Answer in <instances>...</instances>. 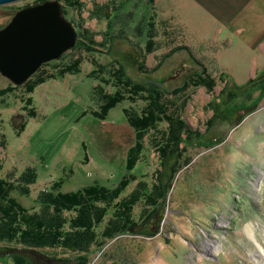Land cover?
Listing matches in <instances>:
<instances>
[{"label":"rangeland","instance_id":"rangeland-1","mask_svg":"<svg viewBox=\"0 0 264 264\" xmlns=\"http://www.w3.org/2000/svg\"><path fill=\"white\" fill-rule=\"evenodd\" d=\"M46 1L60 3L77 43L42 63L31 77L39 72L49 78L32 92L0 72V90L18 86L9 97L0 96V177L20 184V174L34 167L30 195L18 196L31 208L61 179V189L73 191L96 183L114 188L127 175L121 199L140 181L158 182L163 166L153 139L162 140L170 129L166 118L146 130L132 170L127 162L135 134L124 109L141 113L151 94L118 104L105 120L95 114L100 88L116 89L106 80L114 68H123L133 80L161 90L168 113L184 117L193 133L184 132L181 161L167 164V170H178L165 177L169 188L157 206H149L152 217L90 247L86 264H260L246 226L253 224L264 245V45L240 40L237 22L231 28L233 5L216 13L205 0H17L0 4V30L18 11ZM262 9L255 22L264 26ZM70 64L74 73H62ZM208 78L212 90L198 85ZM145 206V200L137 204L134 220L142 222ZM113 211L98 227L100 234ZM42 252L82 255L67 247ZM12 263L7 252L0 254V264Z\"/></svg>","mask_w":264,"mask_h":264},{"label":"trees","instance_id":"trees-1","mask_svg":"<svg viewBox=\"0 0 264 264\" xmlns=\"http://www.w3.org/2000/svg\"><path fill=\"white\" fill-rule=\"evenodd\" d=\"M103 68L101 66L98 69V74L104 72ZM73 70H75L74 65H65L61 68L62 73H74ZM36 75V78L31 77L22 85L26 87V91L32 92L37 84L46 82V79L49 78L39 72ZM210 78L203 79L200 81L202 83L199 82L198 85L207 86L212 90L214 81ZM106 81L110 85L113 83L112 87L114 86L116 89L111 88V91L108 92L104 88H100V95L98 94L96 98L100 108L95 111L99 119L105 120L109 112L122 102H136L138 98L151 99L152 97L141 113L136 110L124 109L135 134L134 146L128 151V169L132 170L140 159L141 152L145 148L146 130L152 126L156 127L164 118L169 123L170 129L167 132L164 131L165 137L163 136L162 140L156 142L153 139L154 143L158 145L163 166L158 182L150 186L148 182L140 181L129 196L121 199L122 192L130 180L127 175L114 188L96 183L73 191H63L61 188L65 180L61 179L55 181L48 190L40 195L39 207L31 208L25 206L18 196L30 195V185L37 178L35 168L27 167L20 174V184L0 177V243L11 244L0 245V254L7 252V255L12 258V264H86V252L90 247L95 244L100 246L106 239H111L136 225H143V221L149 213L151 215L149 214L146 220L150 219L152 213L148 211L149 206L156 204V200L163 197L165 189L169 188L165 177H170L172 172H176L178 168L172 166L170 170H167V164L171 162L172 165V162L181 161L182 150L180 148L184 132L193 133L190 124L179 114L168 113V106L161 99L163 94L159 93L161 90H153L152 84L150 88L148 84L133 80L123 68H114ZM17 87L14 84L0 90V96H3L4 99L5 96L9 97ZM154 92L158 94V98L153 96ZM235 93H231L230 98L236 97ZM221 97L222 95H219V98ZM29 99L30 97L27 100ZM227 99L231 100L229 97ZM228 100L225 104L228 103ZM35 113L36 111L32 110V114ZM217 141L212 143L216 144ZM205 143L208 142L205 140ZM4 144L5 141L0 142V146ZM141 200H145L147 206L143 208L142 222H138L134 220V211ZM111 207L114 208V211L110 223L107 228L102 229L100 234L98 227L101 226L104 217L109 214ZM157 210L155 208V211ZM45 247H67L80 251L82 255L77 256V259L58 258L42 252Z\"/></svg>","mask_w":264,"mask_h":264},{"label":"water","instance_id":"water-1","mask_svg":"<svg viewBox=\"0 0 264 264\" xmlns=\"http://www.w3.org/2000/svg\"><path fill=\"white\" fill-rule=\"evenodd\" d=\"M76 43V29L58 1L23 8L0 30V71L17 84L25 83L42 63L59 58Z\"/></svg>","mask_w":264,"mask_h":264},{"label":"crops","instance_id":"crops-1","mask_svg":"<svg viewBox=\"0 0 264 264\" xmlns=\"http://www.w3.org/2000/svg\"><path fill=\"white\" fill-rule=\"evenodd\" d=\"M229 1L231 2L234 1V3L230 4L228 3ZM263 1L264 0H205V3L211 12H216V13L222 10L221 8L225 9L227 6L233 5V9L234 8L235 9L232 10L230 13H233L235 11L233 16L236 17V20L235 21L232 20L233 26H231V28L235 29L236 26H238V28H241L240 40L244 41L245 45H248L246 42L250 43L252 40H255L254 42L252 41V44H254L256 43V41L259 42V39H260V42H259L260 45H264V26H261L260 23L255 22V18L258 17V14L260 12H263V9H262L264 8ZM250 2L253 3V6L250 9H246L247 5L250 4ZM209 10H207V12H209ZM235 22H237L236 26H235ZM250 23L255 29H260V30L257 33H254L251 30ZM248 30H250V32L252 33H248L247 32Z\"/></svg>","mask_w":264,"mask_h":264},{"label":"bare ground","instance_id":"bare-ground-1","mask_svg":"<svg viewBox=\"0 0 264 264\" xmlns=\"http://www.w3.org/2000/svg\"><path fill=\"white\" fill-rule=\"evenodd\" d=\"M118 57V56H117ZM120 58V57H119ZM130 66V65H129ZM130 68V67H129ZM1 72V71H0ZM246 230L247 232L250 234V236H253L254 233V226L253 224H247L246 226ZM255 234V233H254ZM255 240L261 245L264 246L256 237V235L254 236ZM256 260L260 263V264H264V255H261L260 252L258 250H256V252L253 253Z\"/></svg>","mask_w":264,"mask_h":264},{"label":"clouds","instance_id":"clouds-1","mask_svg":"<svg viewBox=\"0 0 264 264\" xmlns=\"http://www.w3.org/2000/svg\"><path fill=\"white\" fill-rule=\"evenodd\" d=\"M255 234L253 233V236L250 237L252 239L253 243L255 244L257 250L260 252L261 255H264V246H261L258 242H256L254 238Z\"/></svg>","mask_w":264,"mask_h":264}]
</instances>
